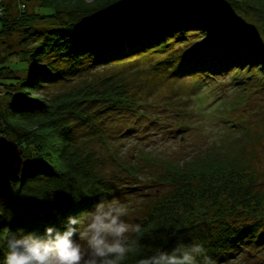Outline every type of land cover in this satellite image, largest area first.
Instances as JSON below:
<instances>
[{"label": "trees", "instance_id": "trees-1", "mask_svg": "<svg viewBox=\"0 0 264 264\" xmlns=\"http://www.w3.org/2000/svg\"><path fill=\"white\" fill-rule=\"evenodd\" d=\"M70 1L47 0L53 11L46 18L54 27L44 29L24 3L9 18L0 0V42L21 30V50L14 53L26 61L18 75L0 60V85L11 96L0 110V135L15 142L21 158L10 197L0 203V264L9 229L61 228L69 215L111 200L114 186L100 162L102 149H109L104 119L138 103L124 75L79 79L63 92L35 98L44 84L81 68L173 50L172 74L231 75L264 89V0ZM237 131L175 161L160 157L157 163L153 154L140 153L146 164L161 168L146 178L154 192L138 221L145 229L138 251H171L195 241L208 250L211 264H237L245 255L258 260L261 252L264 259V172L256 149L264 137ZM124 169L140 176L138 164ZM138 258L133 252L124 264Z\"/></svg>", "mask_w": 264, "mask_h": 264}, {"label": "rangeland", "instance_id": "rangeland-1", "mask_svg": "<svg viewBox=\"0 0 264 264\" xmlns=\"http://www.w3.org/2000/svg\"><path fill=\"white\" fill-rule=\"evenodd\" d=\"M89 1L85 0V4ZM3 2L8 5L6 12L9 18L17 16L20 4L24 3V9L32 13V18L35 17L36 26L44 29L54 27V21L46 18V14L53 11L51 6L45 7L47 0ZM70 2L80 3V0ZM21 38V30H15L4 39L5 43L0 42V60L12 66L18 75H23L26 67L25 58L17 54L21 50ZM11 43L14 45L12 51L7 47H12ZM176 54L173 50L142 53L122 63L81 68L77 73H67V78L64 76L56 82L44 84L34 92L35 98L50 96L81 83L83 78L98 75L113 74L117 78L124 75L131 81L128 87L138 103L133 108L123 107L105 116L109 149L104 147L100 155V162L114 186L111 200L115 198L129 206L127 219L130 223H138L144 215V205L154 192V187L147 188L146 178L161 168L160 165L146 164L139 156L141 152L153 154L155 162L161 163L160 157L175 161L219 137L233 136L231 130L238 129L239 134L250 131L253 135L262 136V140L264 137V89L254 87L253 80L236 81L231 75L214 78L200 74L182 77L172 74V61L176 60ZM76 64L68 62V66ZM0 89V110L3 111L11 96L1 85ZM82 131L83 128L78 133ZM256 149L260 161L257 168L263 173L264 143ZM130 164L141 166L140 176L131 175L124 169ZM260 179L264 180V173ZM10 191L9 186V194L0 203L9 199ZM237 264H264L263 252L258 253V260L251 255L241 256Z\"/></svg>", "mask_w": 264, "mask_h": 264}, {"label": "clouds", "instance_id": "clouds-1", "mask_svg": "<svg viewBox=\"0 0 264 264\" xmlns=\"http://www.w3.org/2000/svg\"><path fill=\"white\" fill-rule=\"evenodd\" d=\"M87 195V193H85ZM129 206L118 199L100 200L91 211L69 215L63 227L43 232L18 229L5 238L3 264H124L136 252V264H211L202 243H177L171 251H138L145 229L130 223Z\"/></svg>", "mask_w": 264, "mask_h": 264}, {"label": "water", "instance_id": "water-1", "mask_svg": "<svg viewBox=\"0 0 264 264\" xmlns=\"http://www.w3.org/2000/svg\"><path fill=\"white\" fill-rule=\"evenodd\" d=\"M0 148H2V151L4 153H8V155L15 156L18 158V164L16 166V169L12 172H10L8 175L3 179V183L5 185V191L2 193L3 195L0 196V200L5 198L9 194V186H10V180L13 173H16L21 165V158H20V151L17 149V145L12 140L0 135ZM5 181V182H4Z\"/></svg>", "mask_w": 264, "mask_h": 264}, {"label": "bare ground", "instance_id": "bare-ground-1", "mask_svg": "<svg viewBox=\"0 0 264 264\" xmlns=\"http://www.w3.org/2000/svg\"><path fill=\"white\" fill-rule=\"evenodd\" d=\"M18 158L15 156L8 155V153H4L2 148H0V196L3 195L2 193L5 191V185L3 183V179L8 175L10 172L16 168L18 164ZM5 182V181H4Z\"/></svg>", "mask_w": 264, "mask_h": 264}, {"label": "built area", "instance_id": "built-area-1", "mask_svg": "<svg viewBox=\"0 0 264 264\" xmlns=\"http://www.w3.org/2000/svg\"><path fill=\"white\" fill-rule=\"evenodd\" d=\"M2 12H3V11H2V8L0 7V14H2Z\"/></svg>", "mask_w": 264, "mask_h": 264}]
</instances>
